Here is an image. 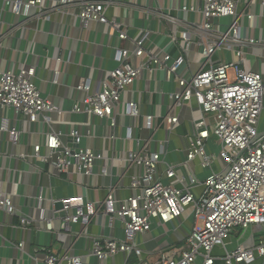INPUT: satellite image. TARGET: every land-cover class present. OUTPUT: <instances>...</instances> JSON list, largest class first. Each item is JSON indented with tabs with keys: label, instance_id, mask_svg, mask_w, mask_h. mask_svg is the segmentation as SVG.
<instances>
[{
	"label": "built area",
	"instance_id": "1",
	"mask_svg": "<svg viewBox=\"0 0 264 264\" xmlns=\"http://www.w3.org/2000/svg\"><path fill=\"white\" fill-rule=\"evenodd\" d=\"M1 1L18 21L15 30L26 29L32 21L50 23L61 16L85 25L107 26L117 33L120 42L134 47L115 49L116 67L104 72L96 91L90 79L82 78L76 91L84 98L71 109L72 114L110 122L113 133L104 138L114 144L111 156L105 150L82 146L85 139L95 137L90 121L83 131L75 127L65 133L55 129L57 123L65 122L66 113L42 96L35 67L0 70V109H12L22 116L34 128L33 134L40 133V125L48 126L47 133L42 131L44 142L35 144L31 153L18 155V160L37 161L60 175L111 179L107 196L98 205L89 204L85 194L52 199L51 218L43 207L48 202L46 197L43 193L36 197L38 220L45 223L48 232L56 231L57 220L65 235H74V227L81 225L77 237H85L91 244L89 255H74L72 246L59 254L47 252L38 264H87L90 257L95 259L94 264H108L119 255L125 256V264H197L199 260L201 264H215L216 248L225 251L224 264H252L258 259L264 263V131L260 130L264 75L250 68L247 59L248 50L264 47V40L243 37L244 27H252L257 18L248 7L256 1L264 7V0H249L244 10H240L242 0H174L170 9L166 0H151L154 6L141 11L149 20L135 36L129 34L130 27L123 21L108 17L109 10L117 8L116 0ZM151 20L165 23L166 31L152 32ZM222 20L229 21L225 30L219 24ZM160 38L165 42L160 43ZM192 52L199 67L195 71H191L189 61ZM157 75L158 80L173 85V90L156 86L150 92L163 100L152 107L155 111L144 114L136 101H123L125 95L136 93L138 82L147 79L159 83ZM60 78L61 72L54 71L53 84L58 85ZM163 106L166 111L162 114ZM186 109L191 114V127L179 138L183 151L176 140L174 151L184 152L186 160L170 161V146L180 137L178 130ZM2 123L0 130L8 133L11 145L22 146L25 131ZM120 127L124 131L121 137L116 134ZM117 141L126 145L123 153L115 151ZM116 163L119 167L127 164V170L114 181ZM194 165L207 176L200 178ZM129 173L127 189L131 195L121 200L117 191ZM82 186L78 184L83 190ZM14 205L11 192L0 180V210L16 216ZM96 217H107L111 226L119 223L124 238L90 234L88 227ZM181 219L192 220L185 241L161 249L156 260L149 261L151 253L142 247L140 239L151 233L155 222L174 225ZM32 222L20 218L22 229ZM252 227L263 232L258 244L228 251L231 235ZM18 247L22 249L23 244Z\"/></svg>",
	"mask_w": 264,
	"mask_h": 264
},
{
	"label": "crops",
	"instance_id": "2",
	"mask_svg": "<svg viewBox=\"0 0 264 264\" xmlns=\"http://www.w3.org/2000/svg\"><path fill=\"white\" fill-rule=\"evenodd\" d=\"M161 1V0H160ZM249 0H242L240 10L247 8ZM117 8L108 12L109 18L123 21L130 27L129 34L136 35V31L146 26V19L149 16L142 13V9L154 2L151 0H116ZM132 4V6H131ZM167 8L175 5L174 0H166ZM134 7V8H133ZM257 17L252 27L243 29V37L256 38L264 40V7L259 1L252 3L249 7ZM0 70H8L20 67H35L37 70L36 85L41 91L44 98H49L55 105L59 106L65 113V122L57 123L55 129L68 132L72 128L83 131L84 125L90 123L95 137L93 139H85L82 146L90 147L94 150H105L108 156L112 155L110 149L113 148L111 142L106 141L104 137L110 136L113 130L110 129L108 120H100L95 117H87L85 115H76L71 113V109L76 102H80L84 98V94L76 91V86L82 78L91 80L93 90L96 91L104 77V72L113 70L116 63L113 61L114 51L117 47H126L133 49V45L127 42H120L117 33L104 25L98 23H89L87 25L80 23L77 19L58 16L52 22H29L26 29L20 28L15 30L17 24L16 18L10 13L9 8L3 5L0 0ZM150 23L152 32L164 33L166 24L156 20ZM228 20H222L219 24L225 30ZM15 30V31H13ZM160 43L165 40L160 38ZM35 43V45H33ZM32 45L34 46L32 51ZM194 51V50H193ZM195 53V52H194ZM193 52L189 55V61L192 63L191 71L197 70V55ZM229 58L228 53H224ZM59 58L61 61H59ZM248 66L255 71H259L264 75V47L251 48L248 50ZM61 72V78L58 85L52 82L53 72ZM159 76L157 75V80ZM152 82L142 80L138 82L134 90L135 94L125 95L123 101H136L140 104L142 113L155 111L152 109L160 103H163L161 97L150 94L157 87L171 91L173 85L168 84L164 80ZM138 91V93H137ZM146 94L143 96L141 93ZM141 92V93H140ZM163 106L162 114L165 113ZM57 120L56 116L52 117ZM7 125L10 129L17 127L23 129L22 146L14 148L9 139L7 132L0 130V180L4 181V189L11 192L14 206L17 214L10 215L0 210V264H38L43 256L51 251L59 254L73 246L72 253L77 256H86L90 253V240L85 237H77L82 226L74 227V235L63 234L62 223L56 221V231L48 232L45 223L38 220L39 209L36 197L43 193L48 202L43 205L47 210L49 218L53 215L52 199H61L66 197H74L78 194L86 196L87 202L91 205H98L107 196V187L111 184V179H107L96 175L93 178L79 176L74 173L71 176L66 174L60 175L51 166H43L41 163L36 164L32 161L24 162L17 159L21 153H31L32 148L37 143L44 142V134L48 131L47 125H40L39 134H33L34 128L25 121L22 116H17L14 110L9 109L2 111L0 109V129ZM124 124L126 120H122ZM122 124V125H124ZM191 127V114L188 109L184 110V122L178 130L180 137L174 138L173 145L170 146L172 152L170 161H185L184 152L174 153L175 144L183 151V141L181 138L185 136ZM260 130L264 131V111L260 121ZM45 132V133H42ZM27 132V133H26ZM123 129L120 127L116 130L118 136L123 135ZM32 133V134H31ZM164 135H160L163 137ZM176 140V143H175ZM68 146H72L71 141L65 139ZM112 146V147H111ZM185 147V144H184ZM109 148V149H108ZM126 145L123 141H117L115 151L124 152ZM109 150V151H108ZM167 159V161H169ZM109 167L112 166L110 161H106ZM39 166L40 169L37 168ZM194 168L200 178H205L207 172L200 168ZM113 173L116 175L114 181L117 180L119 174L127 170V164L119 167L115 164ZM183 174V170L180 172ZM131 173L122 180V188L117 191V197L121 200L128 198L131 192L127 189L130 183ZM78 184L83 190L78 188ZM27 217L32 219V225L29 228L22 229L20 218ZM192 228L191 219H181L174 225L162 226L155 222L150 234L140 239V244L146 251H150L149 261L156 260V253L161 249L173 245H181L190 233ZM92 235H104L123 239L124 235L119 223L110 225L107 217L94 218L88 227ZM263 232L257 228L248 230H237L227 240V249L232 251L238 247L254 248L259 240H261ZM23 244V248L18 246ZM213 255L217 257L215 264H224L222 258L225 251L216 248ZM87 264H94L95 259L90 257L86 259ZM125 256L119 255L108 264H125ZM199 260L197 264H201ZM252 264H264L261 260H257Z\"/></svg>",
	"mask_w": 264,
	"mask_h": 264
},
{
	"label": "water",
	"instance_id": "3",
	"mask_svg": "<svg viewBox=\"0 0 264 264\" xmlns=\"http://www.w3.org/2000/svg\"><path fill=\"white\" fill-rule=\"evenodd\" d=\"M59 208H61V206H59Z\"/></svg>",
	"mask_w": 264,
	"mask_h": 264
},
{
	"label": "rangeland",
	"instance_id": "4",
	"mask_svg": "<svg viewBox=\"0 0 264 264\" xmlns=\"http://www.w3.org/2000/svg\"><path fill=\"white\" fill-rule=\"evenodd\" d=\"M219 152V151H218Z\"/></svg>",
	"mask_w": 264,
	"mask_h": 264
}]
</instances>
